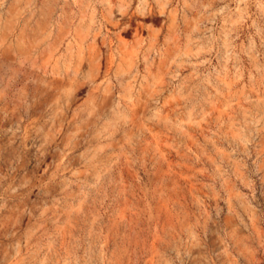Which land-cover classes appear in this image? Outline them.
<instances>
[{
    "label": "rangeland",
    "instance_id": "rangeland-1",
    "mask_svg": "<svg viewBox=\"0 0 264 264\" xmlns=\"http://www.w3.org/2000/svg\"><path fill=\"white\" fill-rule=\"evenodd\" d=\"M0 264H264V0H0Z\"/></svg>",
    "mask_w": 264,
    "mask_h": 264
}]
</instances>
